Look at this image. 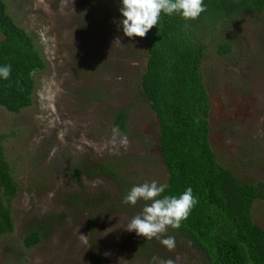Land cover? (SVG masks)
I'll return each mask as SVG.
<instances>
[{"label":"rangeland","instance_id":"obj_1","mask_svg":"<svg viewBox=\"0 0 264 264\" xmlns=\"http://www.w3.org/2000/svg\"><path fill=\"white\" fill-rule=\"evenodd\" d=\"M3 2L43 66L31 73L28 106L16 113L0 106L4 155L16 183L8 200L13 229L0 236V264H96L93 248L103 264H151L154 256L204 264L186 238L161 234L175 238L169 251L157 238L160 245L149 246L127 231L140 205L150 201L128 208L111 204L118 194L111 178L70 172L77 164H104L128 192L145 182L162 185L166 178L156 121L138 93L145 50L139 37L123 34L120 11L109 0ZM215 28L200 61L210 145L216 160L241 180L264 181V13L222 20ZM222 38L231 44L226 56L215 52ZM123 108L120 129L113 116ZM123 136L127 147L120 143ZM250 212L264 230V198L254 200ZM32 228L44 236L26 248L21 238Z\"/></svg>","mask_w":264,"mask_h":264},{"label":"trees","instance_id":"obj_2","mask_svg":"<svg viewBox=\"0 0 264 264\" xmlns=\"http://www.w3.org/2000/svg\"><path fill=\"white\" fill-rule=\"evenodd\" d=\"M109 4L119 10L122 0H109ZM204 6L206 11L194 20L161 12L159 23L144 38L139 37L146 57L138 76V93L156 121V147L166 171L162 185L167 187L157 198H178L191 187L198 203L179 228L169 226L167 231L188 239L201 252L204 264H264V230L252 220L250 212L253 201L264 198V181L241 180L216 160L209 141V97L200 73L205 40L213 39L215 25L238 16L263 14L264 0H204ZM208 36L210 39H205ZM230 47V42L222 38L215 52L226 56ZM6 65L11 66V72L8 79L0 77V106L16 113L30 104L31 73L43 62L31 38L0 0V67ZM125 116L124 108L118 110L113 124L124 129ZM4 139L0 133V236L13 229L8 200L16 191L4 155ZM74 171L111 178L118 192L111 204L135 206L123 202L129 192L111 167L77 164L70 172ZM143 207L141 204L140 209ZM43 236L42 230L32 228L22 236L21 244L32 247ZM142 240L149 246L160 245L156 238H142L140 243ZM93 256L96 264H103L94 248Z\"/></svg>","mask_w":264,"mask_h":264},{"label":"clouds","instance_id":"obj_3","mask_svg":"<svg viewBox=\"0 0 264 264\" xmlns=\"http://www.w3.org/2000/svg\"><path fill=\"white\" fill-rule=\"evenodd\" d=\"M119 11L123 17L119 22L122 25L123 34L129 38H144L149 30L159 23L161 12L168 15L179 13L185 20H194L206 11V7L204 0H122ZM10 72V65L0 67V77L8 79ZM113 133L118 135L119 130L114 128ZM120 143L127 147V137H121ZM166 187L167 185H158L156 181L145 182L134 186L123 202L132 205L141 199L151 202L145 204L142 211L130 220L126 229L129 232L135 231L138 236L147 240L157 238L171 251L175 248V238L170 236L161 239V234L165 233L169 226L174 229L179 228L181 221L187 219L198 201L193 196L191 187L178 198L175 196L157 198ZM151 264H175V261L154 256Z\"/></svg>","mask_w":264,"mask_h":264}]
</instances>
